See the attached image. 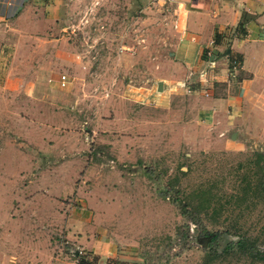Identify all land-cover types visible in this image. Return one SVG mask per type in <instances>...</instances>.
I'll list each match as a JSON object with an SVG mask.
<instances>
[{
  "label": "rangeland",
  "instance_id": "obj_1",
  "mask_svg": "<svg viewBox=\"0 0 264 264\" xmlns=\"http://www.w3.org/2000/svg\"><path fill=\"white\" fill-rule=\"evenodd\" d=\"M33 2L56 20L0 28V264L71 257L84 250L67 231L89 223L127 264H264L221 252L240 236L264 251V141L231 145L184 88L157 97L174 82L179 0ZM202 230L221 232L214 254Z\"/></svg>",
  "mask_w": 264,
  "mask_h": 264
},
{
  "label": "crops",
  "instance_id": "obj_2",
  "mask_svg": "<svg viewBox=\"0 0 264 264\" xmlns=\"http://www.w3.org/2000/svg\"><path fill=\"white\" fill-rule=\"evenodd\" d=\"M33 1H26L21 12L11 18L0 6V28L22 24L26 29L39 30L45 22L56 20H51L53 7L50 17H37ZM53 2L56 7L57 0H46L45 8ZM179 5L175 24L179 38L168 64L174 82L167 85L162 81L157 97H171L184 88L199 104L203 121L219 136L228 133L235 139L231 145L240 147L239 132L258 134L257 139L264 141V0H179ZM6 33L17 36L16 32ZM215 33H219L217 41ZM235 58L238 66L233 68ZM187 80L195 82L191 89L182 83ZM85 229L89 235L67 232L90 264H127L123 259L128 256L120 255L102 234L92 237L95 226L89 223ZM75 252L71 257L52 255L46 264H75Z\"/></svg>",
  "mask_w": 264,
  "mask_h": 264
},
{
  "label": "trees",
  "instance_id": "obj_3",
  "mask_svg": "<svg viewBox=\"0 0 264 264\" xmlns=\"http://www.w3.org/2000/svg\"><path fill=\"white\" fill-rule=\"evenodd\" d=\"M238 26H239L238 29H240L241 24ZM218 37H219V33H215V41L218 40ZM235 59H236V61L234 60V65L238 66V62H237L238 59L237 58H235ZM260 157L261 156H259V158ZM258 185H259L260 189L264 192V170H261V172L258 176ZM179 207H180V209H182L181 210L182 215H189L188 216L189 219H191V221L194 224H197L199 222L200 219L198 217V213L196 210H194V209L193 210H185L183 208V204L181 201L179 202ZM201 233L203 236L204 235L210 236L208 241H207V246H209L210 250L212 251L211 253L214 254L215 253L214 247L217 246V240L220 238L221 232H208L206 230H202ZM221 252H225V253L239 252V253H243V254L248 255L252 259L264 261V251H258L255 248H253L252 245L249 243V239L244 237V236H240L236 239H232V240H228V241L224 242L222 245V248H221ZM76 260H77L78 264H90V261H88V259L86 258V253H82V254L78 255L76 257Z\"/></svg>",
  "mask_w": 264,
  "mask_h": 264
},
{
  "label": "built area",
  "instance_id": "obj_4",
  "mask_svg": "<svg viewBox=\"0 0 264 264\" xmlns=\"http://www.w3.org/2000/svg\"><path fill=\"white\" fill-rule=\"evenodd\" d=\"M19 0H0V6L1 8H3L4 10H6L7 12H10L12 9H15L14 7L16 6V4L18 3ZM21 3V2H20ZM19 3V4H20ZM9 14V13H8ZM264 29V27H263ZM232 67L234 68L235 65L233 63ZM58 85L62 88L65 86V84L67 83V78L64 74H60L58 75L57 79H56ZM82 254L81 251H76L74 253L75 257H77L78 255ZM78 263L77 260L75 262V264Z\"/></svg>",
  "mask_w": 264,
  "mask_h": 264
},
{
  "label": "water",
  "instance_id": "obj_5",
  "mask_svg": "<svg viewBox=\"0 0 264 264\" xmlns=\"http://www.w3.org/2000/svg\"><path fill=\"white\" fill-rule=\"evenodd\" d=\"M157 90H161V82H158V83H157ZM202 246H203V247L206 246V241H204V242L202 243Z\"/></svg>",
  "mask_w": 264,
  "mask_h": 264
},
{
  "label": "flooded vegetation",
  "instance_id": "obj_6",
  "mask_svg": "<svg viewBox=\"0 0 264 264\" xmlns=\"http://www.w3.org/2000/svg\"><path fill=\"white\" fill-rule=\"evenodd\" d=\"M209 237H210L209 235L208 236H204L205 240H203V242L204 241H208Z\"/></svg>",
  "mask_w": 264,
  "mask_h": 264
}]
</instances>
